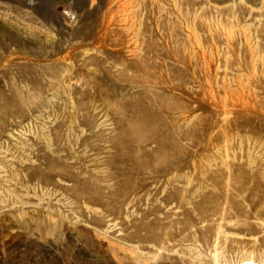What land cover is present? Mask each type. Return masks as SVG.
Returning <instances> with one entry per match:
<instances>
[{"label":"rangeland","instance_id":"374dc122","mask_svg":"<svg viewBox=\"0 0 264 264\" xmlns=\"http://www.w3.org/2000/svg\"><path fill=\"white\" fill-rule=\"evenodd\" d=\"M0 264H264V0H0Z\"/></svg>","mask_w":264,"mask_h":264}]
</instances>
